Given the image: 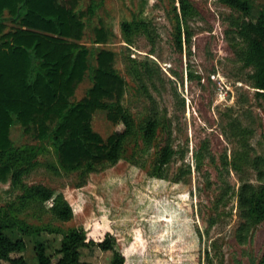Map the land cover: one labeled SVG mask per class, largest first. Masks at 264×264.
<instances>
[{"label":"rangeland","instance_id":"obj_1","mask_svg":"<svg viewBox=\"0 0 264 264\" xmlns=\"http://www.w3.org/2000/svg\"><path fill=\"white\" fill-rule=\"evenodd\" d=\"M181 1L189 4V14H182ZM250 4L245 16L221 0H79L85 25L80 44L113 54L133 133L117 163L83 175L51 171L58 158L38 138L39 129L14 125L10 140L23 160L12 168L21 175L16 184L11 174L0 175V209L47 230L49 255L68 231L99 226L114 236L127 264H260L264 223L244 229L238 209L241 185L258 184L252 163L264 162V97L252 87L253 69L244 64L247 44L239 35L242 23H255L264 12V0ZM123 23L131 25L128 34ZM11 29L5 24L0 35ZM99 29L106 41L94 45ZM97 52L89 59L93 69ZM91 76L75 86L70 104L86 96ZM151 113L157 114L158 129L147 143L143 129ZM91 125L103 140L122 130L106 112H96ZM166 144L174 154L160 178L157 162ZM35 186L60 195L72 208L71 220L59 222L34 206L18 210L25 189ZM26 240L21 255L34 264ZM79 251L91 264L111 262L97 248Z\"/></svg>","mask_w":264,"mask_h":264},{"label":"trees","instance_id":"obj_2","mask_svg":"<svg viewBox=\"0 0 264 264\" xmlns=\"http://www.w3.org/2000/svg\"><path fill=\"white\" fill-rule=\"evenodd\" d=\"M78 1L0 0V33L7 23L14 27L0 35V175L4 179L11 174L13 184L19 181L21 172L12 168V162L18 164L23 160V154L13 150L10 140L11 128L16 124L25 129L36 126L38 138L53 147L58 168L50 165L51 171H80L83 175L117 163L125 141L133 133V120L121 106L123 81L113 68V54L80 44L85 25L78 12ZM221 1L245 16L252 9L250 0ZM180 5L183 15L190 13L186 1ZM122 28L127 34L131 31L130 24L123 23ZM180 28L177 23L179 46ZM239 35L247 44L244 64L253 69L252 87L264 97V12L259 13L255 23H242ZM105 41L104 30H97L93 44ZM94 51L97 57L93 69L89 59ZM87 73L92 74L91 88L81 101L70 104L75 86ZM96 112H106L108 120L114 126H122V130L114 131L103 140L92 129ZM157 129V114L151 113L143 129L147 143L154 139ZM173 154L170 144H166L157 162V177H163ZM263 164L261 159L252 163L258 184L244 183L238 192L244 229L264 223ZM33 206L63 223L73 215L72 208L60 195L42 186L25 189L18 199V210L26 211ZM45 232L0 209V262L29 264L21 255L29 239L34 264H91L82 259L79 251L91 248L110 254L109 264H127L125 254L116 248L114 236L99 226L87 231H68L51 255L43 238ZM260 264H264V253Z\"/></svg>","mask_w":264,"mask_h":264}]
</instances>
